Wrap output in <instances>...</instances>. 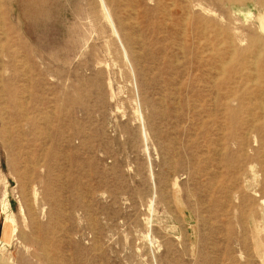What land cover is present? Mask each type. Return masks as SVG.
Returning a JSON list of instances; mask_svg holds the SVG:
<instances>
[{"label": "rangeland", "instance_id": "obj_1", "mask_svg": "<svg viewBox=\"0 0 264 264\" xmlns=\"http://www.w3.org/2000/svg\"><path fill=\"white\" fill-rule=\"evenodd\" d=\"M261 25L264 0H0V264H264Z\"/></svg>", "mask_w": 264, "mask_h": 264}, {"label": "bare ground", "instance_id": "obj_2", "mask_svg": "<svg viewBox=\"0 0 264 264\" xmlns=\"http://www.w3.org/2000/svg\"><path fill=\"white\" fill-rule=\"evenodd\" d=\"M262 26V25H261ZM264 26H262L263 28ZM12 219H8V221L6 222V230L4 229V237L8 238L9 237V228L11 227V223H12ZM13 231V228L11 227V232Z\"/></svg>", "mask_w": 264, "mask_h": 264}]
</instances>
